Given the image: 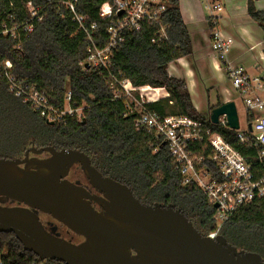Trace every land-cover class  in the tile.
Segmentation results:
<instances>
[{
  "label": "trees",
  "instance_id": "16d2710c",
  "mask_svg": "<svg viewBox=\"0 0 264 264\" xmlns=\"http://www.w3.org/2000/svg\"><path fill=\"white\" fill-rule=\"evenodd\" d=\"M60 1L63 0H0V62L9 61L14 76L34 84L58 107L70 92V106L82 108L83 118L77 121L66 116L59 122L47 123L29 105L9 93L1 76L0 158H18L27 146L77 150L89 158L103 177L126 185L141 203L172 205L183 212L199 233L207 236L216 228L214 209L200 189L182 184L166 146L153 140L146 131H136L133 114L123 116L126 100L113 96L106 80L109 70L93 71L85 67L88 44L72 23L70 13L58 5ZM106 2L109 0H79L76 7L85 26L97 23L95 41L99 47L106 44L108 22L99 17V7ZM29 3L40 7L41 23L29 20L26 10ZM247 15L262 31L264 43V10H256L249 2ZM25 23L32 25V32L25 35L18 29L11 37L10 30ZM160 24L165 27L164 36L159 26L153 24H144L138 32L125 33L112 53L110 73L128 80L133 87L163 89L168 98L147 104V110L160 117L200 121L244 158L251 159L255 150L239 145L235 131L214 125L210 117L198 113L185 82L167 74L170 63L192 55L178 0L168 2ZM215 24L209 22L210 28ZM220 105L217 103L209 110ZM219 236L239 250L259 255L264 262V199L240 207L221 226ZM0 253L3 264H29L37 259L24 252L12 235H0Z\"/></svg>",
  "mask_w": 264,
  "mask_h": 264
},
{
  "label": "water",
  "instance_id": "95a60500",
  "mask_svg": "<svg viewBox=\"0 0 264 264\" xmlns=\"http://www.w3.org/2000/svg\"><path fill=\"white\" fill-rule=\"evenodd\" d=\"M220 116L231 130L239 128L234 102L210 111L211 123L216 125ZM43 153L49 157H28ZM73 166L101 197L66 180ZM7 200L23 207L0 206V233L12 235L38 259L64 264H264L259 255L233 247L222 236H203L172 205L141 203L126 185L103 177L74 149L31 146L22 159L0 158V202ZM39 214L83 241L74 244L60 238L55 227L46 230Z\"/></svg>",
  "mask_w": 264,
  "mask_h": 264
},
{
  "label": "built area",
  "instance_id": "2783aa9c",
  "mask_svg": "<svg viewBox=\"0 0 264 264\" xmlns=\"http://www.w3.org/2000/svg\"><path fill=\"white\" fill-rule=\"evenodd\" d=\"M170 0H109L99 7V17L107 19L106 44L99 47L95 41L97 23L85 26V20L76 13L79 0H63L58 3L70 13L72 23L82 32L88 44L84 65L93 71H108V86L115 99H125L123 116L134 115L136 131H146L153 140L161 141L173 160L175 169L182 178L183 185L193 184L201 190L208 204L214 209L216 228L207 237L219 236L221 226L242 206L254 200L264 199V78L251 77L242 68L226 62L229 43L214 31L211 50L225 69L234 93L241 100L245 110L246 124L235 131V138L243 148L255 150V156L244 158L220 134L200 121L186 117H160L147 110L146 105L167 99L168 94L159 88L133 87L128 80H120L110 73L111 57L122 42L125 33L138 32L144 24L158 25L164 36L165 27L160 18ZM209 12L208 20L216 23L215 13L222 7L214 0H200ZM29 20L42 22L40 7L26 5ZM18 29L27 35L32 32L31 24H22L10 30L11 37ZM99 41V40H98ZM82 64V65H83ZM9 61L0 62V77L6 80L9 93L43 118L47 123H55L63 117L82 120V108L70 106L71 94L67 92L62 106H56L43 91L34 84L18 79L11 73ZM236 107V106H235ZM238 117V116H237ZM249 121V122H248ZM229 128L225 116H220L216 124ZM250 125L251 130H248ZM230 129V128H229ZM156 152V149L153 150ZM249 159V160H248ZM249 161V162H248ZM250 162L256 164L252 166ZM3 253H0V264ZM29 264H64L48 259H36Z\"/></svg>",
  "mask_w": 264,
  "mask_h": 264
},
{
  "label": "crops",
  "instance_id": "0c3cea01",
  "mask_svg": "<svg viewBox=\"0 0 264 264\" xmlns=\"http://www.w3.org/2000/svg\"><path fill=\"white\" fill-rule=\"evenodd\" d=\"M222 10L216 14L217 21L213 29L208 22V14L201 5L200 0H178V9L181 19L189 34L192 55L178 59L167 67V74L183 80L189 92L195 110L207 113L217 103L225 104L231 99L218 93L216 101H206V110H201V105H196L195 96L198 95L199 81L201 80L200 61L206 53L212 62L214 71L225 74L222 63H219L211 50L212 33L216 31L221 39L229 43L226 62L242 68L245 72L251 71L254 62L259 64L264 73V43L263 33L255 22L247 15V4L250 2L258 11L264 10L262 0H214ZM240 53V54H239ZM220 64L222 66H220ZM222 67V68H221ZM264 75V74H262ZM204 85V83H203ZM202 114V113H201Z\"/></svg>",
  "mask_w": 264,
  "mask_h": 264
},
{
  "label": "rangeland",
  "instance_id": "374dc122",
  "mask_svg": "<svg viewBox=\"0 0 264 264\" xmlns=\"http://www.w3.org/2000/svg\"><path fill=\"white\" fill-rule=\"evenodd\" d=\"M201 3V1H200ZM262 3H264V0H262ZM202 5V3H201ZM203 6V5H202ZM205 12L209 15V12L207 10H205ZM219 15L215 13V16ZM240 54V53H239ZM219 63H221L219 61ZM220 66H222L220 64ZM222 68V67H221ZM251 71L246 72L249 76L251 77H263L264 78V73H262V68L259 66V64H256L254 62V66L251 67ZM200 73H201V80L199 81V90H197L198 95L195 96V100H196V105L199 106L201 105L202 109L201 110H206L205 106H206V101H216V96H218V93L220 95H222L223 97H227L228 99H231L232 102H234L235 106H236V111H237V116H238V121H239V125H240V129L243 130V128L245 126H247L246 124V119H245V110L243 108L242 102L241 100L237 97V95L234 93L233 88L231 86L230 81L223 76V74L221 73H217L216 71H214L213 66H212V62L211 60L208 58L207 54L205 53L203 55V59L200 61ZM204 83V85H203ZM204 111H200V113H203ZM210 116V111H208L205 114V117L208 118ZM30 146H27V148H29ZM35 148H39L40 146H34ZM26 148V149H27ZM22 155H20L18 158H21ZM82 178L84 179L83 175ZM41 221L43 223L47 222V221H51L54 224H56L55 221H52L50 219H42ZM61 227L59 229V231H61L64 234V228Z\"/></svg>",
  "mask_w": 264,
  "mask_h": 264
},
{
  "label": "flooded vegetation",
  "instance_id": "af4514ba",
  "mask_svg": "<svg viewBox=\"0 0 264 264\" xmlns=\"http://www.w3.org/2000/svg\"><path fill=\"white\" fill-rule=\"evenodd\" d=\"M39 148H40V147H39ZM27 149H28V148H27ZM27 149H25V151H26ZM25 151H24V152H25ZM24 152H23L21 158H19V159H22V158L24 157ZM28 157H29V158H33V157H35V158H37V159H46V158L49 157V155L46 154V153H43V154H40V155L29 154ZM4 159H6V158H4ZM15 159H16V158H15ZM82 175H83V174H82V171L80 170V168H79L78 166H73V167L69 170V173H68V175H67V177H66V180L69 181V182H71V183H73V184L78 182V183H79V186L83 187V188H84L89 194H91V195H95V196H98V197H101L102 195L99 194V193H98L96 190H94L93 188H91V187L88 185V183H87V181L85 180V178H84V179L82 178ZM83 177H84V176H83ZM91 205L93 206V208H94L96 211H101V208H100L96 203L92 202ZM0 206H2V207H8V208H9V207H16V206L23 207V205H19V204L15 203V202H12V201H10V200L0 202ZM38 216H39V220H40V221H41V218H42V219H50V220H52L51 218L46 217V216H44V215H42V214H39ZM52 221H54V220H52ZM41 223L43 224V226H44V228H45L46 230H49V229H51L52 227H55V228H56L55 233H57V234L59 235V237L62 238V239H65V240H67V241H70V242H72V243H74V244H78V243H80V242L83 241V239H82L81 237H79V236H77V235H74L73 233H71L70 231H68L66 228H64L63 226L59 225L58 223L54 224V223L51 222V221H47V222H45V223H43V222L41 221ZM61 227L64 228V234H63L61 231H59V229H60ZM63 228H62V229H63ZM0 235H10V234H1V233H0Z\"/></svg>",
  "mask_w": 264,
  "mask_h": 264
}]
</instances>
